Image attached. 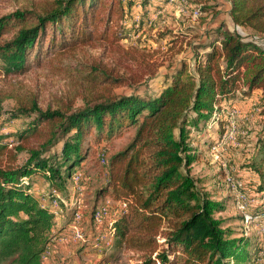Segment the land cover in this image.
Instances as JSON below:
<instances>
[{
	"label": "trees",
	"instance_id": "16d2710c",
	"mask_svg": "<svg viewBox=\"0 0 264 264\" xmlns=\"http://www.w3.org/2000/svg\"><path fill=\"white\" fill-rule=\"evenodd\" d=\"M185 1L182 6L192 15L207 14L199 28L165 30L156 39L173 56L190 50L193 65L187 58L169 64L157 92H113V86L138 84L165 66L147 53L138 61L143 73L132 69L131 78L91 67L83 77L90 88L112 87L86 97L82 107L44 110L33 96L18 99L5 117L0 103V264H43L56 215L52 201L44 203L32 190L33 177L46 179L50 191L45 197L54 199L56 191L64 198L94 132L101 143L125 128H135L134 137L109 158L107 183L99 192L126 205L113 225L118 244L143 253L142 264H255L259 241L244 229L237 238L224 228L216 216L226 212V205L199 189L191 167L204 154L193 134H210L206 144L212 153L226 131L228 117L214 122L216 112L260 102L261 121L250 136L239 140L240 146H226L237 158L227 177L229 190L241 182L239 190L257 201L252 212L264 210V46L238 29L208 27L209 14L216 19L225 5L235 27L264 37V0ZM170 2L55 0L41 13L17 11L0 18V39L13 32L0 42V66L6 76L21 75L52 53L58 56L95 40L120 42L145 30L150 17L167 10ZM22 153L28 159L18 167Z\"/></svg>",
	"mask_w": 264,
	"mask_h": 264
},
{
	"label": "rangeland",
	"instance_id": "374dc122",
	"mask_svg": "<svg viewBox=\"0 0 264 264\" xmlns=\"http://www.w3.org/2000/svg\"><path fill=\"white\" fill-rule=\"evenodd\" d=\"M53 1L55 0H0V18L17 11L41 13L42 9ZM142 1L140 0V2ZM185 3V0H177L167 10L150 17V20L154 19L152 26L147 23L145 30L139 31L138 34L132 33L129 38L120 42H111L113 38L110 40H95L88 45H79L58 56L55 55L56 53H52L43 59L40 66L33 63L30 69L21 75L6 76L0 66L2 115L6 117L9 112L15 110L18 106V99L27 101L29 97L33 96L38 97L39 105L44 110L49 107L57 109L70 104H73L75 108L82 107L86 97L103 93L107 87H112L109 84H103L95 89L90 88L89 83L83 77L91 71V67L99 66L114 77L127 79L132 77V69L143 73L138 61L141 60L142 54L147 53L153 55V61L165 62V66L159 70L156 76H146L138 84L124 83L113 86V92L116 95L157 92L163 87V75L166 73L169 64L187 58L189 65H193V61L189 59L192 57L190 50H186L178 56H173L174 54L169 51V46L166 43L158 44L156 39L158 34L165 30L186 31L190 27L199 28L201 17H207V14L194 19L190 11L182 6ZM181 7L184 8L183 13L179 12ZM219 12L221 14L216 19H213L212 14H209L208 27H217L223 24L228 29H238L242 34L256 39L264 46V37L256 36L251 29L234 26L228 13V6H222ZM137 19H140L139 15L136 17V21H138ZM12 35L13 32L5 35L0 39V42L9 40ZM134 57H138L137 60ZM236 107L239 115L231 119L235 124L234 137L236 144L231 145L240 146L239 140L243 141L244 137L250 136L254 127L261 121L258 115L262 111V106L257 101L255 103L249 102L246 107L238 104ZM134 134L135 128H125L109 140H103L101 143L96 142V132L90 137L91 141L86 152V160L73 172L74 174L79 170L83 175L82 195L74 193L72 178L67 183V194H65L66 198L69 197V201H66L65 197L62 198L59 194L63 199L65 208L63 205V213L55 218L56 226L49 244L50 252L43 256V264H142L144 261L143 253L131 251L119 245L116 236L112 237L110 235L107 223V225L97 227L92 220L93 212L100 207H107L115 219L120 210L124 208L122 203L113 201L109 196H102L99 192L107 183L109 158L125 149L131 143ZM193 137L195 143H198V147H202L204 154L202 160L200 159L192 165L191 172L202 192L208 193L214 200L223 202L226 205V212L220 213L216 217L224 221L223 226L225 229H230L234 237L239 238L243 229L242 217L237 208L236 195L229 190L227 177L232 171V163L237 158L230 156L231 151H227L226 147L230 145L228 143L222 149L224 153H228L224 156L226 159L221 157L220 160L216 161L213 158V153L207 152L206 141L212 138L210 134L205 137L202 133L195 132ZM27 159V153L20 154L18 167L23 166ZM30 185L37 195L42 196L44 203L53 201V198L48 199V197H45V194L50 190L43 176L33 177ZM248 197L252 203L256 201L254 198ZM70 200L71 203L78 200L81 207L80 213L83 221L80 227L85 233V245L81 250L78 247L84 241L78 242L72 239L73 212L69 211L66 205L70 203ZM68 224L70 230L64 236H61L60 231H57L58 226L63 227ZM253 238L259 241L260 250L264 249V242L260 241L259 238ZM247 264H250V261Z\"/></svg>",
	"mask_w": 264,
	"mask_h": 264
},
{
	"label": "built area",
	"instance_id": "2783aa9c",
	"mask_svg": "<svg viewBox=\"0 0 264 264\" xmlns=\"http://www.w3.org/2000/svg\"><path fill=\"white\" fill-rule=\"evenodd\" d=\"M175 2H177V0H171V4H174ZM180 13L184 12V8L181 7V9L179 10ZM200 16V12L199 11H195L192 15V17L194 19L198 18ZM139 21V19H137ZM150 26H152L154 24V19L150 20L149 22ZM220 106H216V109H219ZM228 117V124L226 126V131L224 133V135L222 136V139L220 141V143L213 149L212 153H213V158L214 160H220L222 156V149L223 146L230 143V144H236V140L234 137V128H235V124L234 122L231 121V119H234L236 116L239 115L238 113V109L233 108V109H223L220 113L216 112L215 113V121L217 122V120H219L222 116ZM214 122L212 123V125L210 126V128L214 127ZM231 125V127H230ZM104 160V158H103ZM82 178L83 175L82 173L77 170L73 176H72V189L74 191V193L76 195H82L83 192V184H82ZM229 178H228V182H229ZM243 185L241 182H239L237 185H233V193L236 195V203H237V208L238 211L241 214L242 217V226L245 232V235L248 237H255V238H259L260 241L264 242V210L263 211H259V212H252L250 210V208L257 204V201H254L253 203L250 201L247 193H243L239 190V188H241ZM55 198L53 199V201L51 202V207L54 209L55 211V215L56 217L59 216L61 213H63V205L60 202V195L57 192H54ZM67 208L69 211L73 212V237L72 239H74V241H85V233L83 232L82 228L80 227L81 222L83 221L82 219V214L80 213V204L78 202V200H76L75 202L66 204ZM123 207L125 208L126 205L123 204ZM114 215L112 216L111 211L107 208V207H100L98 209H96L93 212L92 215V220L95 224V226L97 227H102L103 225H105L106 223L109 225V233L112 237H115V232L113 229V225L115 222V218H113ZM108 221V222H107ZM106 224V225H107ZM49 246L46 250V252L44 253L47 254L49 253ZM43 255V256H44ZM256 264H264V249H261L259 251V253L257 254V257L255 259Z\"/></svg>",
	"mask_w": 264,
	"mask_h": 264
},
{
	"label": "crops",
	"instance_id": "0c3cea01",
	"mask_svg": "<svg viewBox=\"0 0 264 264\" xmlns=\"http://www.w3.org/2000/svg\"><path fill=\"white\" fill-rule=\"evenodd\" d=\"M239 106H248L249 105V101H244V102H241V103H239L238 104ZM67 228H69V229H67ZM70 230V227H69V224L66 226V225H64L63 227H59L58 226V230L57 231H60V235L61 236H64L66 233H68V231ZM56 232V231H55ZM64 244V243H63ZM84 245H85V241L80 245V247H78V249L79 250H81V248L82 247H84ZM64 246H65V244H64ZM70 248V247H69ZM68 248V249H69ZM64 249H66V248H64ZM78 250V251H79Z\"/></svg>",
	"mask_w": 264,
	"mask_h": 264
}]
</instances>
